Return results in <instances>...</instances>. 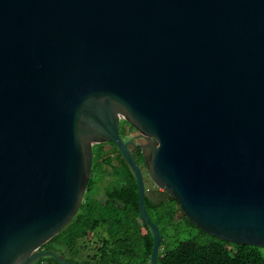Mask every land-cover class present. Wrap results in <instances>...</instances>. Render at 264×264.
I'll return each mask as SVG.
<instances>
[{"label": "water", "instance_id": "95a60500", "mask_svg": "<svg viewBox=\"0 0 264 264\" xmlns=\"http://www.w3.org/2000/svg\"><path fill=\"white\" fill-rule=\"evenodd\" d=\"M145 134L151 182L196 228L264 247V0H0V264L77 213L94 145Z\"/></svg>", "mask_w": 264, "mask_h": 264}, {"label": "trees", "instance_id": "16d2710c", "mask_svg": "<svg viewBox=\"0 0 264 264\" xmlns=\"http://www.w3.org/2000/svg\"><path fill=\"white\" fill-rule=\"evenodd\" d=\"M98 155L93 168L97 175L109 164L115 180L101 191L89 179L75 216L41 247L58 254L69 252L66 260L75 264H150L153 234L140 218L131 169L122 157L111 164V160L101 163ZM118 178L123 182H117ZM144 204L160 231L158 264H264V247L210 236L190 223L166 191L150 190ZM33 264L63 263L46 256Z\"/></svg>", "mask_w": 264, "mask_h": 264}, {"label": "flooded vegetation", "instance_id": "af4514ba", "mask_svg": "<svg viewBox=\"0 0 264 264\" xmlns=\"http://www.w3.org/2000/svg\"><path fill=\"white\" fill-rule=\"evenodd\" d=\"M121 120L120 122V127H119V135L122 139L123 142H128L127 148L130 152L132 160L137 163V161L142 162L138 164L140 167V170L142 172L143 178H144V183L146 187V194L149 192V186L151 185V180L147 174V169L145 165V159H144V153L141 145H145L147 143L145 134L140 132L139 130L135 129L133 126H131L128 123H123ZM99 153V155H98ZM98 155V159L100 160L101 163L103 161H108L111 160L114 163V161L117 160V158L122 157L119 149L112 143V142H105V143H100L97 145H94L92 148V169H91V174L89 179L92 178V182H94V188L98 190H104L112 181L115 180V177L110 174V166L109 164L106 165V171L101 172L97 175V170L93 169L95 165V157ZM123 158V157H122ZM124 159V158H123ZM125 161V160H124ZM132 172V171H131ZM133 177L134 174L132 173ZM135 178V177H134ZM101 182H105V186H100ZM117 182H123L119 178L117 179ZM87 188V186H86ZM86 191V190H85ZM85 194V193H84ZM65 258H69V255L66 254L65 251H62L61 253Z\"/></svg>", "mask_w": 264, "mask_h": 264}, {"label": "rangeland", "instance_id": "374dc122", "mask_svg": "<svg viewBox=\"0 0 264 264\" xmlns=\"http://www.w3.org/2000/svg\"><path fill=\"white\" fill-rule=\"evenodd\" d=\"M106 185V183L105 182H101L100 183V186H105ZM149 189L150 190H152L153 189V191H162V189H160L159 187H156L153 183H151V185L149 186ZM150 190H149V193H150ZM64 250V249H63ZM66 254H69V252H66Z\"/></svg>", "mask_w": 264, "mask_h": 264}]
</instances>
